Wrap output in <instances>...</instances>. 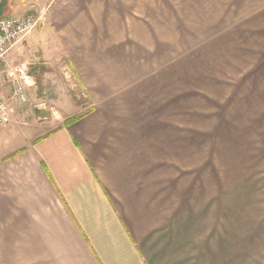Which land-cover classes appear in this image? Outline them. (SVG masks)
<instances>
[{"label": "crops", "instance_id": "1", "mask_svg": "<svg viewBox=\"0 0 264 264\" xmlns=\"http://www.w3.org/2000/svg\"><path fill=\"white\" fill-rule=\"evenodd\" d=\"M120 1L42 0L93 104L69 124H27V135L16 136L11 114L0 128V264H264L251 238L258 221L245 234L248 219L224 196L209 200L176 128L146 105L137 72L122 76L121 67L138 66L140 46L100 44L95 29L79 26L97 18L98 4ZM232 3L235 16L264 34V0Z\"/></svg>", "mask_w": 264, "mask_h": 264}, {"label": "rangeland", "instance_id": "2", "mask_svg": "<svg viewBox=\"0 0 264 264\" xmlns=\"http://www.w3.org/2000/svg\"><path fill=\"white\" fill-rule=\"evenodd\" d=\"M138 2L122 0L109 9L98 4L97 18L87 20V24L80 20L79 26L95 29L91 37L100 44L140 46L144 54L141 60L137 58L138 66L121 67L122 76L127 75V69L137 72V81L145 85L146 105L160 114L161 121L156 118L157 122L176 128L188 156L187 168L193 174L201 172L209 200L216 201L218 194L224 196L225 203L242 219H248L242 227L245 234L252 220L258 221L255 230L251 227V238L259 252H264L262 29L250 18L235 16L232 0ZM134 6L140 9L132 13L122 9ZM44 7V23L0 63V100L9 105L10 122L16 119L17 137L32 133L27 124L42 128L60 121L54 124L58 126L67 118L88 113L93 104L69 65L66 46L47 22L48 4L42 0H9L3 16L36 14ZM127 14L137 17L126 18ZM20 65L34 81L25 91L26 100L15 94ZM76 68L80 71L78 65ZM127 89L122 86L120 91ZM4 135L0 131V137Z\"/></svg>", "mask_w": 264, "mask_h": 264}, {"label": "built area", "instance_id": "3", "mask_svg": "<svg viewBox=\"0 0 264 264\" xmlns=\"http://www.w3.org/2000/svg\"><path fill=\"white\" fill-rule=\"evenodd\" d=\"M45 7L36 14H24L15 16L0 17V61L8 52L21 40L26 38L33 30L45 21ZM19 77L22 86L16 90V94L24 99V88L31 86L33 80L24 66L18 67ZM9 121V105L6 101L0 100V128Z\"/></svg>", "mask_w": 264, "mask_h": 264}, {"label": "water", "instance_id": "4", "mask_svg": "<svg viewBox=\"0 0 264 264\" xmlns=\"http://www.w3.org/2000/svg\"><path fill=\"white\" fill-rule=\"evenodd\" d=\"M8 3H9V0L0 1V17H2L6 13Z\"/></svg>", "mask_w": 264, "mask_h": 264}, {"label": "trees", "instance_id": "5", "mask_svg": "<svg viewBox=\"0 0 264 264\" xmlns=\"http://www.w3.org/2000/svg\"><path fill=\"white\" fill-rule=\"evenodd\" d=\"M75 117H77L79 119L81 116H75ZM75 117L69 118V120H67L68 121L67 123L69 124V123H72L73 121H75V119H76Z\"/></svg>", "mask_w": 264, "mask_h": 264}]
</instances>
